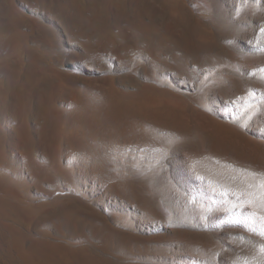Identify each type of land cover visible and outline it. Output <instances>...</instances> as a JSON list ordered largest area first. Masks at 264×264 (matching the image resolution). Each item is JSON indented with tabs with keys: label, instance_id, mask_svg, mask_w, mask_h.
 Wrapping results in <instances>:
<instances>
[{
	"label": "rangeland",
	"instance_id": "rangeland-1",
	"mask_svg": "<svg viewBox=\"0 0 264 264\" xmlns=\"http://www.w3.org/2000/svg\"><path fill=\"white\" fill-rule=\"evenodd\" d=\"M114 1L124 14L144 4ZM164 1L151 6L158 28L148 38L133 40L125 26L108 40L89 27L70 35L64 12L46 1L4 0L0 184L13 193L0 191V264H264V210L233 198L259 194L264 174V0ZM195 24L203 29L196 34ZM45 37L56 48H45ZM28 69L33 82H48L49 113L66 120L60 130L45 127V141L46 119L31 107L20 127L10 92L24 83L33 105ZM119 105L120 117L94 134L87 124ZM179 150L191 169L210 158L201 175L224 198L175 172ZM71 206L94 222L79 227L74 214L63 217Z\"/></svg>",
	"mask_w": 264,
	"mask_h": 264
},
{
	"label": "bare ground",
	"instance_id": "bare-ground-1",
	"mask_svg": "<svg viewBox=\"0 0 264 264\" xmlns=\"http://www.w3.org/2000/svg\"><path fill=\"white\" fill-rule=\"evenodd\" d=\"M13 1V0H12ZM17 1V0H15ZM20 1V0H19ZM33 1V0H32ZM37 4H41L43 3L44 1L48 2L50 5V7H52V11L56 12L58 15L59 13L61 12H64L63 14V23H64V29L70 33V35H73V36H82L81 32L80 33H75L73 30L75 28H80L81 31L82 30H85L86 28H91L93 32H95V30H98V31H101L102 34L100 35L102 38L104 39H108V40H113L115 38H117L116 35H114L113 33H111V31L116 28V29H119V30H123L122 27H125L126 29L130 30V37L134 40L135 37H133V35L135 34H138L140 35V38L139 39H146L148 38V34H150L152 32L153 29H156L158 28L157 24H156V19H154V17L156 18V15L154 13V11L152 10L151 6L152 7H156V3L159 4V5H162V3L165 4L166 1L164 0H144V4H141L142 6L140 5H135L132 7V9L128 12H130L129 14L127 13H122L121 11V6L119 5V3L117 4V2H115L114 0H34ZM3 2L4 0H0V20L2 22V18H3ZM30 2V1H29ZM12 4V3H11ZM27 4V3H26ZM29 4V3H28ZM47 5V4H46ZM133 5V4H132ZM171 5V4H170ZM173 5V4H172ZM12 6V5H11ZM36 6V5H35ZM165 6V5H164ZM10 7V6H9ZM15 7V6H14ZM45 7V6H43ZM131 7V5L129 6ZM125 8V7H124ZM166 8V7H165ZM126 9V8H125ZM124 9V10H125ZM130 9V8H129ZM9 10H11L9 8ZM48 10V8H47ZM128 10V9H127ZM179 10V9H178ZM2 11V12H1ZM9 12V11H8ZM12 13V11H10ZM9 12V16L12 15L10 14ZM53 12V14H54ZM126 12V11H125ZM254 16V15H253ZM5 18L7 17L6 15L4 16ZM12 19H13V15L11 16ZM16 17V16H15ZM257 17V16H256ZM153 18V19H152ZM14 21V20H13ZM7 22V20H6ZM22 22V20H21ZM24 22V21H23ZM20 23V22H18ZM17 23V24H18ZM1 24V23H0ZM3 25H6L4 23H2ZM13 24V23H11ZM21 24V23H20ZM9 25V24H8ZM16 25V24H14ZM198 25V24H197ZM196 24L191 26V29L195 30V34L198 33V32H201V28L200 26L198 27ZM22 28V27H20ZM19 28V29H20ZM186 28V27H185ZM188 28V27H187ZM18 30V29H16ZM15 30V31H16ZM205 30V29H204ZM21 31V30H20ZM32 31H35V30H32ZM17 32V31H16ZM19 32V31H18ZM37 32V31H36ZM92 32V35H94V33ZM15 33V32H14ZM25 33V32H24ZM16 34V33H15ZM14 34V35H15ZM19 34H22L23 33H18L16 34L17 35V38L21 35ZM26 34V33H25ZM29 34V33H28ZM35 34V33H34ZM37 34V33H36ZM39 35V34H38ZM51 35V34H49ZM199 35V34H198ZM202 35V34H201ZM4 36V35H3ZM31 36V35H30ZM41 36V35H40ZM136 36V35H135ZM13 37V36H12ZM21 37H24V36H21ZM36 37V36H35ZM154 37H157L155 34H151V38H154ZM181 37H185L184 35H181L180 37H174V38H181ZM20 38V37H19ZM26 38V37H25ZM37 38V37H36ZM39 38V37H38ZM47 38V37H45ZM80 38V37H79ZM23 39V38H22ZM40 39V38H39ZM44 39V38H43ZM48 39V38H47ZM1 40V39H0ZM35 40H38V39H35ZM49 41H47L46 43L47 44V47L44 46L45 48L48 49V46H54V48H56L55 45L57 43L56 41V38L55 37H52L50 39H48ZM60 40V39H59ZM77 40V39H76ZM2 41V40H1ZM46 41V40H45ZM6 42V41H5ZM44 42V41H43ZM41 44V43H40ZM1 45V43H0ZM5 45H8V43H5ZM45 45V44H43ZM9 47L11 48V52L16 54V55H20L21 54V48H20V45L18 43V40H14L13 42L10 41L9 43ZM2 48V47H1ZM4 48V47H3ZM32 50V49H31ZM52 50V49H51ZM54 50V49H53ZM85 52H89L90 49L89 48H86L84 49ZM29 52L30 50L28 51V54L29 55ZM32 52V51H31ZM84 52V54H85ZM39 56V55H38ZM7 56L5 55H2L0 57V70L2 71V69L4 70L5 69H8L6 68L8 65H9V61H7ZM30 58V56H28ZM32 57V56H31ZM40 59V58H39ZM11 60V59H10ZM17 60V59H16ZM18 61V60H17ZM33 61V60H32ZM41 61V59L39 60ZM15 61L12 62V60L10 61V69L8 70V74L6 75H9L11 76L10 74L14 73L15 70H16V64L14 63ZM28 62H30L28 60ZM38 63V61H33L31 63ZM30 63V64H31ZM20 66V65H19ZM29 66V65H28ZM32 67V66H31ZM35 67H36V64H35ZM30 68V67H29ZM39 71V70H38ZM7 72V71H6ZM41 71H39L40 73ZM38 73V72H37ZM34 75H35V72L33 69H28L26 70V74L24 76V79L26 80L27 83H35L33 82L34 81ZM5 78V77H4ZM21 78V77H20ZM45 79V78H44ZM41 81L40 83H35V89H34V95H31V97L35 98V101L33 103L32 106L29 105V103L27 102V100L25 99V94H24V90H23V85L24 83L22 84H19L18 83V86H11V94L13 96V103L15 104V106L17 107V116L19 118V120L21 121L20 122V127L23 128V123L26 121V118H27V114L26 112L28 111V109H30L31 107H33V111H38L37 113H39L40 116H43L45 119H46V123H45V126L43 127V129H41L40 133H39V138L43 141H45V139L47 140L46 138V134H45V127L48 128L47 126H50L51 128L55 129V131L57 130H60L61 129V126H63L64 124V121L66 120H62L61 119H58L55 117V115H52L54 112L52 113H49V110H51V108L49 109V104H50V101H49V98L51 99L52 95L48 96V93L46 91V87L44 82L48 83L47 80L46 81ZM23 80V79H22ZM21 80V81H22ZM9 81V79H8ZM24 81V80H23ZM6 82V81H5ZM7 83H10V82H7ZM4 85L6 86V84L4 83ZM10 85V84H9ZM25 85V84H24ZM50 85V84H49ZM7 87V86H6ZM8 91L7 88H2L0 87V99L4 96L5 92ZM9 92V93H10ZM33 92V91H32ZM53 92V91H52ZM11 98V97H9ZM32 101V100H31ZM1 102V101H0ZM5 102V101H4ZM8 103H11V102H8ZM10 105V104H9ZM9 105H7V107H10ZM6 106V105H5ZM4 106V108H5ZM51 106V105H50ZM2 107V106H1ZM13 107V106H12ZM103 110V112H102ZM101 110V113L99 115H101V117H99L98 120L94 121V122H90V123H85L87 125H89L88 127H90V129L92 130V132L96 135L98 134H102L103 131L105 129H107V125L110 123V122H115L121 115V113L124 112V106L123 105H119V106H116V107H112L110 110H106L104 111V109ZM122 111L121 113L118 114V112ZM100 112V111H99ZM32 113V112H31ZM36 113V112H35ZM78 113V112H77ZM81 114V112H80ZM79 114V115H80ZM32 115V114H31ZM79 115L77 116V119L75 120H78L79 118ZM128 115L130 118H133L135 119V112H128ZM75 116V115H74ZM83 116V115H81ZM90 116V115H89ZM137 116V115H136ZM69 117V116H68ZM43 118V119H44ZM75 118V117H74ZM82 118V117H81ZM95 118V117H94ZM93 118V119H94ZM45 119L43 120V122L45 121ZM66 119V118H65ZM71 119V118H70ZM69 119V120H70ZM73 119V118H72ZM71 119V120H72ZM86 118H84L83 120L85 121ZM74 120V121H75ZM92 120V119H91ZM73 121V120H72ZM73 121V122H74ZM79 121V120H78ZM77 121V122H78ZM70 122V121H69ZM77 122H74V123H77ZM80 122H83L80 120ZM79 122V123H80ZM89 122V120H88ZM67 123V122H66ZM73 123V124H74ZM70 124V123H69ZM69 124H66V125H69ZM82 124V123H80ZM76 125V124H75ZM86 125V126H87ZM70 126V125H69ZM69 126H66V127H69ZM79 126V125H77ZM25 127V126H24ZM64 127V126H63ZM57 129V130H56ZM62 129H65V131H67L66 128H62ZM78 129V128H77ZM80 129V128H79ZM79 131V130H78ZM87 131V129L85 130ZM55 133V132H53ZM90 133V132H89ZM73 135V134H72ZM103 135V134H102ZM106 135V134H105ZM78 136V135H77ZM93 136V135H92ZM95 136V135H94ZM114 136V135H113ZM88 139V138H87ZM106 139V138H104ZM100 140V139H99ZM108 140V138H107ZM182 141V140H181ZM47 142V141H46ZM174 147V146H173ZM174 154V153H173ZM174 156V155H173ZM176 156H177V160L174 164V167H175V172L180 175L182 174L183 175V178L186 176L189 180H191L194 184H197V189L200 188L201 190H203L206 194L204 195H207V193H211V194H214L215 196H218V197H222L224 198L225 196L222 194H219L220 190L218 191V193H215L216 190L213 191V187L210 188V184L208 186V184H205V179H203L201 173H202V170H201V167L204 166V164H208L210 163V158L207 159V158H204L199 161L198 163H195V169H191V167L189 166V158L186 157V155L184 154V151L183 150H179L178 152H176ZM172 158V157H171ZM201 165V166H199ZM205 167V166H204ZM203 167V168H204ZM207 168V167H206ZM211 172V171H209ZM208 172V173H209ZM205 173V172H203ZM175 174V173H174ZM181 175V176H182ZM185 177V178H186ZM46 178V177H45ZM181 178V179H183ZM180 179V180H181ZM188 180V181H189ZM186 181V180H185ZM138 182V181H137ZM131 185H134L133 182H127ZM184 183V182H183ZM140 184V183H139ZM190 184V182L188 183ZM192 184V183H191ZM255 184V183H254ZM257 184V183H256ZM193 185V184H192ZM184 186V184H183ZM195 186V185H194ZM192 186V187H194ZM187 187V186H186ZM196 188V187H195ZM199 189V190H200ZM221 189V188H220ZM223 189V188H222ZM221 189V190H222ZM146 190V189H145ZM0 191L1 192H8V193H13L12 191L10 192V190L4 186V185H1L0 184ZM148 191V190H147ZM201 192V193H204V192ZM222 192H224V189L222 190ZM225 193H227L225 191ZM224 194V193H223ZM202 195V194H201ZM227 196V195H226ZM233 196V194H232ZM231 196V197H232ZM233 198H235V202L237 203V196H234ZM233 201V200H232ZM231 201V202H232ZM239 202V201H238ZM235 204V203H234ZM258 205V204H257ZM230 206V205H229ZM263 211V210H262ZM68 214V215H67ZM74 214V221L76 223H78L77 226H82V224H84L85 221L87 220H90V222H94V217H93V214L90 213V212H86L85 210L83 209H77L76 207L74 206H71V207H68L63 213H61V215L63 217H71L72 215ZM78 216V218L76 216ZM73 217V216H72ZM255 216L251 217L254 219ZM257 217V216H256ZM255 217V218H256ZM93 218V219H92ZM258 218V217H257ZM256 218V220H257ZM73 219V218H71ZM70 219V220H71ZM252 219V221L255 223V221ZM69 220V221H70ZM93 220V221H91ZM74 222V223H75ZM72 223V222H70ZM73 224V223H72ZM71 224V225H72ZM76 225V224H75ZM104 226V225H102ZM75 227V226H73ZM100 230L102 227H99ZM105 228V227H103ZM73 230V229H72ZM103 230V229H102ZM99 232V231H98ZM122 236V235H121ZM125 239V237H123ZM118 239V238H117ZM117 239L115 240V242L117 241ZM120 239V238H119ZM127 239V238H126ZM119 241V240H118ZM117 244H119L117 242ZM200 250H204L205 251V248H200ZM203 251V253H204ZM252 262V261H250ZM248 263V262H247ZM228 264V263H227ZM235 264V263H234ZM242 264V263H241ZM245 264V263H244Z\"/></svg>",
	"mask_w": 264,
	"mask_h": 264
},
{
	"label": "snow or ice",
	"instance_id": "snow-or-ice-1",
	"mask_svg": "<svg viewBox=\"0 0 264 264\" xmlns=\"http://www.w3.org/2000/svg\"><path fill=\"white\" fill-rule=\"evenodd\" d=\"M259 2V0H257ZM261 32H264V28H261ZM261 71H264L262 69ZM251 175L256 176V173H252ZM262 177L261 184H260V193L257 194L254 191H249V192H240L237 195V199L240 201L239 206H243L244 204H252V205H257L264 210V174H259ZM253 187V186H250ZM227 195V193H225ZM247 197V198H246ZM238 205H233V207H237ZM253 215H258L257 213H253ZM262 220H264V217H261ZM264 235V232L261 233ZM261 252L264 253V244L260 246Z\"/></svg>",
	"mask_w": 264,
	"mask_h": 264
}]
</instances>
